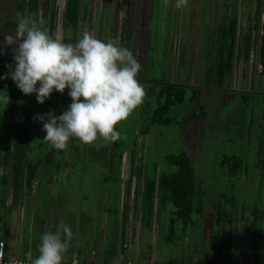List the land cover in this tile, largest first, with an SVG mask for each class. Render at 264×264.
<instances>
[{"label": "rangeland", "instance_id": "obj_1", "mask_svg": "<svg viewBox=\"0 0 264 264\" xmlns=\"http://www.w3.org/2000/svg\"><path fill=\"white\" fill-rule=\"evenodd\" d=\"M18 1L0 0V28H3L0 29V42L4 39V33L9 31L7 29H15L12 23H16L18 13L15 6ZM253 2L254 0H189L188 7L177 9L174 6L176 0H80L85 14L80 18L76 29L72 30L63 29L57 16L50 35L63 38L67 34L68 38L74 39L75 44L82 38V32L87 30L97 39L115 41L120 47L128 48L141 64V76L138 77L141 79L138 81L146 94L152 82L168 78L182 82L187 88L195 85L200 87L194 101L185 98L170 108V114L177 121L166 124L149 123L140 113L146 107L140 106L126 120L118 123L116 130L122 136L118 141H121L123 164H128V144H131L133 136H137L141 142H136L135 162H143L146 172H151L154 168L156 172L173 170L175 165L168 164L163 155L186 151L192 160L201 204L199 211L190 212L185 229L181 228V220L169 223L172 209L169 202L160 206L156 201L150 215L142 212V207H131V195H125L124 192V177L119 174L116 183L103 178L110 168L116 174L117 168L113 162V153H105V150L111 151L108 142L98 138L94 144L88 145L73 137L69 139V146L65 150L52 147L51 160L60 162L58 170L46 163L44 158L39 162L36 171L39 177L36 178L40 181L33 192L26 196L27 203L22 202V206L16 209L15 205L7 203L1 216L9 218L10 222L6 228L1 227L0 240L4 242L2 238L12 231V227L7 230L11 224L14 226V217L23 218L19 221L16 219L19 225L12 231L16 238L11 240L17 242L18 249L25 246L22 245V240H25L29 244V251L17 254L28 256L31 253V257L35 259L39 255L42 234L55 232L63 221L73 232L72 248L67 250L65 257L75 251L80 259L87 256L96 261L98 256L101 257L102 248L110 243L114 247L112 257L122 256L120 210L126 196L128 206L137 212L134 216H128L126 222L127 237L130 238L129 257L133 255V250L142 248L141 256L147 253L155 257L159 255L161 259L173 255L193 260L201 255V251L202 254L207 252V256L211 257L209 234L218 230L220 225L225 228L226 216H232L235 227L241 222L240 228L245 225L247 228L244 229L248 230L251 211H260V219H264V163H259L264 158V145L261 144L264 140V75L258 78L252 67L256 63V51L252 47L243 60L242 51L239 50L238 56H235V65L232 64L229 71L223 73L220 81L216 68H212L209 79H205L206 65L215 56L216 33L219 32L222 12L225 10L227 18L236 11L235 46L242 49L243 36L248 31L245 15L250 13ZM53 3L58 13L63 0H53ZM136 23L139 28L132 32ZM250 33L253 34L252 30ZM258 38L259 32L254 34L255 46ZM134 41L139 44L140 49L133 47ZM8 53L12 54L5 46L4 54L0 55L2 67L8 63L15 65L10 59L8 62V58H12ZM171 55L174 56L173 60ZM7 72L9 70L0 68V76ZM252 77L257 80H254L255 84L251 81ZM8 79L11 77L0 79V95L7 91ZM243 88L255 90L258 95L253 97L248 92L250 96L242 102L231 91H243ZM68 91L67 88L63 93L54 90L43 104L37 102L36 93L26 95L28 98L22 92L18 93L14 101L17 106H25V113L33 111L36 116L51 109L55 115H60L71 103ZM22 96L28 100L23 102ZM145 99L147 101L146 96ZM196 104L204 113L198 121L190 118ZM17 112L19 118L22 113L20 110ZM7 116L5 114L1 118L0 114V126H4L0 133L7 130L13 132L17 127L12 119L6 122ZM34 124L39 126V131L27 137L28 146L34 145L40 150L39 155L42 157L51 144L43 140L46 132L42 123L37 120ZM143 126L146 132L141 134ZM223 154H234L240 159L241 164L235 172L228 173L227 167L219 164ZM63 159L68 161L66 165L63 164ZM155 162L156 166L153 164ZM115 185L120 186L119 191ZM111 208H116V212H112ZM217 209H222L225 214L221 224H217L214 218ZM128 213L131 211L128 210ZM146 218L149 225L146 224ZM253 218L258 219V216ZM18 228H21V233ZM232 229L231 232L234 231ZM244 229L241 228L242 231ZM171 233L173 235L169 238ZM229 234L231 235L230 231ZM228 240L231 243L230 249L236 251L239 246L233 244V239ZM221 250L226 253L225 249ZM218 256L217 254L214 258ZM219 257L222 258L223 255ZM140 258L142 262L137 261L140 264L156 262L147 257Z\"/></svg>", "mask_w": 264, "mask_h": 264}, {"label": "trees", "instance_id": "obj_2", "mask_svg": "<svg viewBox=\"0 0 264 264\" xmlns=\"http://www.w3.org/2000/svg\"><path fill=\"white\" fill-rule=\"evenodd\" d=\"M248 1V0H246ZM243 1L241 5H243ZM16 11L20 16H31L37 20L43 19L45 24L42 27H46L49 29V34L51 33L53 22L56 20L58 16V22L60 23L63 29H76L80 22V18L85 14L84 8H82L80 0H63L62 8L57 13L53 0H19L16 4ZM247 19V29L243 36V48L240 49V46H235L236 43V11L234 14L225 17V10L222 12L220 18L221 21L219 23V32L216 33V47H215V56L213 59L206 65V75L205 79L208 80L210 75L209 73L212 71V68H216L218 81L222 79V75L225 71H229L231 65H235V56H238L239 50L242 52V59L247 58L249 54V50L253 47L254 51H256V63L253 64V68L258 76V78L264 75V0H254L252 4V8L249 14H246ZM141 17H139L140 21ZM135 23V22H133ZM129 29L128 27H125ZM137 28H133L132 32H136ZM130 30V29H129ZM252 30L253 34L250 33ZM259 32V38L256 46L254 45V34ZM64 34L63 41L65 43H74V39L68 38ZM123 41H126L125 38H122ZM136 39V38H135ZM133 47L140 49L139 44L134 41ZM234 49V55H232ZM139 51V50H138ZM172 60L174 56L170 57ZM233 65V67H234ZM15 65H12L14 69ZM0 68L4 70H9L7 67ZM141 76L140 71L137 74V80ZM161 79V78H160ZM255 78L252 77L251 81L253 84L257 82ZM11 79L7 81V91H9L10 102L7 105V108L10 111H21V116L18 118L17 127L12 131H4L0 133V183H5L7 187H9V191L12 196L13 202L17 200H21L23 202L26 201V196H29L32 190L33 184H37L35 177L36 171L39 168V162L45 160L46 163L53 166L56 170H58L60 166V162H54L51 160L52 157V146H49V149L42 155H39L40 150L36 149L33 145L31 147L28 146V139L30 131L31 120L35 116L32 112H26L25 109L21 106L17 107V102L15 103V99L18 96L19 89L15 85V83L11 82ZM10 82V84H8ZM144 82V80L142 81ZM220 83V82H218ZM156 85V86H155ZM147 88V101L144 99V104L141 106L146 107L141 113V115L145 116L144 119L148 120L149 123H158V124H166L170 123L173 120L177 121L173 115L170 114L169 110L175 104L181 103L185 98L189 101H194L200 92V87L198 85L186 87L182 82H177L174 79H161L159 81H154ZM252 86V85H251ZM254 86V85H253ZM8 87L10 89H8ZM232 88V87H231ZM231 91V90H230ZM234 96H236L240 101L245 102L248 98L249 93L251 92L254 95H258L255 90L244 89L243 91L239 89L238 91H231ZM149 97V99H148ZM260 99V97L258 98ZM197 106V108H196ZM202 106V105H201ZM140 107V106H139ZM138 107V108H139ZM143 107V108H144ZM194 108L197 110L194 111ZM201 107L196 104L193 109L190 118L194 121H198L201 115H203V110ZM4 126H0V130H2ZM141 134L146 132V128L143 126L140 130ZM139 141L137 136H133L131 138V144H128L129 150V159L128 164L124 165L121 161V141L108 142V147L111 151H106L105 153L112 152L113 162L116 164V174L110 168V171H107V174L104 175V180H110L111 182H117V178L119 174H121L125 182V195H131V207H142V212H146L150 215L153 212V205L157 201L160 206H163L165 202H169L172 205V209L170 210V221L172 224L175 220H181L182 226L181 228L185 229L189 221V214L192 211H199V206L201 204L200 194L198 191V187L195 181L194 168L192 164V160L190 156L186 153V151H180L175 153H166L163 155V159L170 165H175L173 170H157L155 168L151 172H146L144 170L143 162H135V152H136V142ZM141 142V141H139ZM262 142V141H261ZM264 145V140L261 143ZM38 150V152H37ZM112 157L110 160H112ZM63 164H67V160L63 159ZM112 162V161H111ZM259 163H264V158L260 160ZM156 166V162L153 163ZM219 164L221 166H226L228 173H233L241 164V161L234 154H223L220 156ZM39 180V179H38ZM40 181V180H39ZM4 184V185H5ZM5 185V186H6ZM117 187V191H119L120 186L115 185ZM130 205V204H129ZM131 207L128 206V201L125 196L124 200H122V210L120 212L121 217V225H120V241H121V252L122 258L127 257L129 254L125 253V249L128 244H130V238L127 237L126 232V222L128 216H134V211L131 210ZM128 210L131 211L130 215ZM139 209H137L138 211ZM112 212H116V208H111ZM260 211L256 212L251 211V218L253 216L260 215ZM225 217V214L222 209H217L216 216L214 217L217 224H221L222 219ZM148 218H146L147 220ZM145 220V221H146ZM233 221L231 215L226 216L227 224H230ZM149 225V220L146 222ZM220 228V230H219ZM170 229H173L170 227ZM229 229V228H228ZM224 230V228L220 225L218 226V230H215L209 234L208 237V247L212 253L216 252L219 256L228 258L226 253H223L221 249H227L228 246L225 245L222 248V244L228 241L229 239V230ZM218 232V233H217ZM226 232V233H225ZM171 235L168 237L171 238ZM181 235V234H180ZM230 242V241H228ZM109 246V247H108ZM112 246V247H111ZM111 247V248H110ZM70 247L68 250H70ZM104 261H107V256H112L114 252V247L112 243L106 245L104 248ZM25 251H22L24 254ZM71 254V253H70ZM69 254V255H70ZM37 257V256H36ZM68 257V256H67ZM83 256L82 258H84ZM129 257V256H128ZM209 257V256H208ZM163 261L154 264H168L170 261H173L175 264H204L206 259L201 256L188 261L183 260V258H176L173 255L167 258H162ZM91 262H97L90 259ZM205 261V262H204ZM207 264H212L206 262ZM214 264H217V261H214Z\"/></svg>", "mask_w": 264, "mask_h": 264}, {"label": "clouds", "instance_id": "obj_3", "mask_svg": "<svg viewBox=\"0 0 264 264\" xmlns=\"http://www.w3.org/2000/svg\"><path fill=\"white\" fill-rule=\"evenodd\" d=\"M188 3L189 0H176L174 6L186 8ZM44 24L42 18L17 15L14 32L4 33L0 42V55L4 54L5 46H12L15 67L13 70L11 64H6L9 72L0 79L10 76L23 94L36 93L40 104L54 90L59 93L69 90L71 103L62 114L55 115L50 109L33 117L43 125L46 132L43 140L54 149H67L73 137L88 145L98 138L109 143L122 139L116 125L141 106L146 96L136 78L140 62L128 48L115 41L105 42L84 30L78 42L65 43L60 36L50 35L49 29L42 27ZM9 102L6 93L0 95L3 109ZM72 239L70 226L61 221L55 232L42 234L39 255L31 264H62ZM27 255L31 257V253Z\"/></svg>", "mask_w": 264, "mask_h": 264}, {"label": "crops", "instance_id": "obj_4", "mask_svg": "<svg viewBox=\"0 0 264 264\" xmlns=\"http://www.w3.org/2000/svg\"><path fill=\"white\" fill-rule=\"evenodd\" d=\"M15 24L16 23H12V25H14V27H15ZM137 25H138V23L135 24V28H137ZM0 26H2V25H0ZM0 29H3V28H0ZM7 30H9V31H7ZM7 30L6 31H7L8 34H12L14 32V29H7ZM2 31L4 32L5 30H2ZM11 48H12V46H7V50H11ZM9 55L12 56V54L8 53V56ZM9 59H10L11 63H13V58H8V62H9ZM0 66H3V65L0 64ZM4 67H5V65H4ZM11 82L14 83L13 80ZM8 84H10V82ZM8 89H10V88L8 87ZM5 93L8 95L9 91H6ZM18 93L21 94V91L19 90ZM4 94H2V95H4ZM23 96L28 98V96H26L25 94ZM23 96L21 97L23 102L28 100L27 98H23ZM23 106L24 105H22L21 107H23ZM30 107L32 108V105H30ZM0 114H1V118L3 117V115L8 114L6 122H10L11 119L14 120L15 122L18 121V119H17L18 118L17 117L18 112L16 110L14 112L10 111L7 108V106L3 109V106L0 105ZM30 131L31 132L29 133V136L31 135V133L35 135L39 131V126L38 125L35 126L33 119L31 120ZM36 176H38L37 173H36ZM35 180H36V182L39 181L36 177H35ZM4 184L5 183H2V184L0 183V230H1V227L6 228L7 223L10 222V221H8L9 218L1 216L2 211L5 209L7 203L15 205L14 209H16L18 206H20V205L22 206V202H23L20 199L15 201V202H13L11 193L9 191V187H7L6 184H5L6 185L5 186ZM24 196L26 197V194H24ZM24 203H27V201L23 202V204ZM260 215H257L258 219L255 218V220H253L254 218L253 219L251 218V221H249V219H248V221H249L248 226L250 227L249 230L248 229H244V228H247V226L243 225V227H241V228H243L244 230L242 231L241 228H240L241 222L238 225H236V227H235L234 219H233V221L230 224H227V222H226L225 223L226 224L225 228H224V226L221 225L224 228V230L226 229L225 231H227V229L230 228V229H228L230 231V233H231V235L229 236V239L231 241L233 239V241H232L233 244L236 243L239 247L236 248V251L231 250L230 249L231 243L228 242L229 241L228 240L226 243L224 242L222 244V248H224L225 245L228 246V248L225 249L226 250V255H227L228 258H225V257L220 258L219 256H218V258H214V256L217 255V253L214 252V256H213V253L211 251H210L211 257L210 256L208 257L207 256V252L202 254L203 251H201V255L204 258V260L206 259L205 260L206 262L210 261V263H212V264H214V261H217V264H264V219H260ZM16 219H18V217H14L13 218L12 223H13L14 226H12V224H11V226L8 227L7 231H9L10 227H12V231L18 227L19 222H17ZM22 219L23 218H20V219H18V221L22 220ZM232 227H233V229H232ZM231 229L234 230V231L231 232ZM18 230L21 233V228H18ZM219 230H220V228H219ZM12 231L9 232V234L7 233V235H6V233H3V235H6L5 238H2L4 240L3 245L5 247V250L9 254H12V255L16 254L17 256H21V255H18L17 253L20 252L22 254V251H25V250H26L25 253H27L29 251V249H28V247H29L28 245L29 244H26L25 240H22L23 244L21 243V241H20V243L22 245H25V246L23 248H21V249H18L17 246H16L17 242H14V240L13 241L11 240L14 237L16 238L15 234H13ZM20 233H18V237H19ZM16 235H17V230H16ZM129 245L130 244H128L127 247ZM104 248L105 247L102 248L101 257L98 256L97 259L104 260V258H103L104 257L103 253L105 252ZM129 248H130V246L127 249H125V253L129 254L128 256H130ZM137 250H139V251L137 252ZM140 253H143L142 248L133 250V255L134 256L131 255V257L134 258L136 262L138 260L141 261L140 257H144V258L147 257V259L148 258L153 259V260L156 261V263H158V261L159 262L163 261L159 257V255H158V257H155V256H150L147 253H144V255L141 256ZM201 255H199V256H201ZM22 256H24V255H22ZM174 257H176V256H174ZM106 258H107V261H110L112 259V256H107ZM178 258H181V257H178ZM182 258L185 261L189 260L185 256H182ZM206 262L204 264H207Z\"/></svg>", "mask_w": 264, "mask_h": 264}, {"label": "built area", "instance_id": "obj_5", "mask_svg": "<svg viewBox=\"0 0 264 264\" xmlns=\"http://www.w3.org/2000/svg\"><path fill=\"white\" fill-rule=\"evenodd\" d=\"M0 242H2V240H0ZM90 259L87 256L80 259L78 258L76 252L73 251L69 255V257H65L62 264H140L136 262L134 258L128 256L122 258L121 255L114 256L110 261H106V262H102L101 260L97 262H91ZM32 260L33 258L29 256H16L9 254L5 250V247L3 245V259L0 260V264H31ZM150 264H153V262ZM168 264H175V263L173 261H170Z\"/></svg>", "mask_w": 264, "mask_h": 264}]
</instances>
